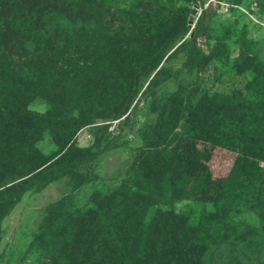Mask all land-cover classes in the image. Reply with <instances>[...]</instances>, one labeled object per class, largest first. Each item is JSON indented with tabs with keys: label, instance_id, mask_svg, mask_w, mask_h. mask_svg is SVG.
Here are the masks:
<instances>
[{
	"label": "trees",
	"instance_id": "obj_1",
	"mask_svg": "<svg viewBox=\"0 0 264 264\" xmlns=\"http://www.w3.org/2000/svg\"><path fill=\"white\" fill-rule=\"evenodd\" d=\"M223 2L0 0V248L22 198L68 178L30 234L34 264H264V0ZM138 101L128 146L109 125ZM121 147L119 184L79 202Z\"/></svg>",
	"mask_w": 264,
	"mask_h": 264
},
{
	"label": "rangeland",
	"instance_id": "obj_2",
	"mask_svg": "<svg viewBox=\"0 0 264 264\" xmlns=\"http://www.w3.org/2000/svg\"><path fill=\"white\" fill-rule=\"evenodd\" d=\"M214 3L209 4L216 8L220 14L223 12V6L226 5L223 0L220 3L212 0ZM222 3V5H220ZM192 9V8H191ZM199 12L196 6L195 14L192 20L195 19ZM261 35V33H260ZM181 58L174 59L165 64V67L172 71L180 64ZM173 85L170 82H165L159 88L158 94H165L172 90ZM148 119V114L145 106L141 101H138L130 112L127 121L122 124L112 123L109 125L111 131L110 136L116 140L126 143L128 146H135L137 142L135 130L138 129ZM90 128L81 129L76 135V142L81 147H86L90 144L92 137ZM128 151L127 148L121 147L104 153L98 160L96 181L86 183L78 190L76 196L79 202H82L86 195L92 190L107 191L119 184L127 167ZM216 159H214L215 161ZM222 166L212 165L213 173H220ZM71 180L68 178L53 182L39 192L26 194L20 203L13 209L11 214L2 222V244L0 248V264H34L32 259L25 255L27 243L30 234L34 229L38 218L41 214L43 206L59 198L71 189Z\"/></svg>",
	"mask_w": 264,
	"mask_h": 264
},
{
	"label": "water",
	"instance_id": "obj_3",
	"mask_svg": "<svg viewBox=\"0 0 264 264\" xmlns=\"http://www.w3.org/2000/svg\"><path fill=\"white\" fill-rule=\"evenodd\" d=\"M219 1H221V0H219ZM191 8H192V9H190V11H189V17H190V18H192V17L194 16L196 6L194 5V6H192ZM191 27H192V25L189 24V25H188V28L191 29Z\"/></svg>",
	"mask_w": 264,
	"mask_h": 264
},
{
	"label": "built area",
	"instance_id": "obj_4",
	"mask_svg": "<svg viewBox=\"0 0 264 264\" xmlns=\"http://www.w3.org/2000/svg\"><path fill=\"white\" fill-rule=\"evenodd\" d=\"M209 2H210V4H212V3H214L212 0H209ZM217 3H220V2H217ZM220 5H222V3L220 4ZM223 6V9H222V11L223 12H226L227 11V9H228V6H226V5H222ZM239 9V8H238ZM239 10H241L245 15H247V13L245 12V11H243L242 9H239ZM250 18V17H249ZM251 19V18H250ZM77 135V134H76Z\"/></svg>",
	"mask_w": 264,
	"mask_h": 264
}]
</instances>
